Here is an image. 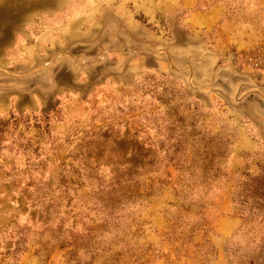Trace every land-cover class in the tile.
Listing matches in <instances>:
<instances>
[{
    "label": "rangeland",
    "instance_id": "rangeland-1",
    "mask_svg": "<svg viewBox=\"0 0 264 264\" xmlns=\"http://www.w3.org/2000/svg\"><path fill=\"white\" fill-rule=\"evenodd\" d=\"M0 264H264V0H0Z\"/></svg>",
    "mask_w": 264,
    "mask_h": 264
},
{
    "label": "trees",
    "instance_id": "trees-1",
    "mask_svg": "<svg viewBox=\"0 0 264 264\" xmlns=\"http://www.w3.org/2000/svg\"><path fill=\"white\" fill-rule=\"evenodd\" d=\"M77 221H80V225H82L81 219ZM66 239H67L66 243H69L71 245L73 244L72 250L68 252L70 256L74 255L73 251L77 249L79 246H82L87 249L90 247V246H87V244L93 243V237L90 236V231L87 230L85 226H82L80 229L75 230V232L73 233L72 231H68L65 240ZM95 245H97V243H95ZM86 251L88 252L90 250H86Z\"/></svg>",
    "mask_w": 264,
    "mask_h": 264
}]
</instances>
